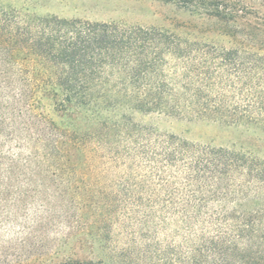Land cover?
Here are the masks:
<instances>
[{
  "label": "trees",
  "instance_id": "obj_1",
  "mask_svg": "<svg viewBox=\"0 0 264 264\" xmlns=\"http://www.w3.org/2000/svg\"><path fill=\"white\" fill-rule=\"evenodd\" d=\"M159 1L230 26L234 46L213 48L211 57L206 46L156 28L4 16L0 228L20 229L26 244L64 194L49 182L112 156L147 168L150 179L182 181L192 194L182 201L192 208L182 221L211 228L195 244H228V259L238 252L221 264H264V155L189 144L125 115L264 128V0ZM57 264L96 263L67 255ZM181 264L201 263L192 256Z\"/></svg>",
  "mask_w": 264,
  "mask_h": 264
},
{
  "label": "rangeland",
  "instance_id": "obj_2",
  "mask_svg": "<svg viewBox=\"0 0 264 264\" xmlns=\"http://www.w3.org/2000/svg\"><path fill=\"white\" fill-rule=\"evenodd\" d=\"M20 12L35 18L156 28L206 46L211 57L213 48L228 50L235 43L230 26L159 0H0V28L6 14L13 20ZM125 115L154 133L176 136L189 144L243 148L264 155V128L260 126L157 114ZM147 170L112 156L64 170L63 178L49 182L53 190L64 194L52 200L55 209L47 226L26 244L21 243L20 229L0 228V264H57L67 255L96 264H181L192 256L201 264L226 263L228 244H195L210 233L209 225L182 221L185 214L192 213L190 206L182 205L183 199L192 196L184 183L172 178L150 179L145 177ZM167 171L168 175L178 172ZM253 205L250 202L247 208ZM235 255L239 257L237 250L227 261Z\"/></svg>",
  "mask_w": 264,
  "mask_h": 264
}]
</instances>
